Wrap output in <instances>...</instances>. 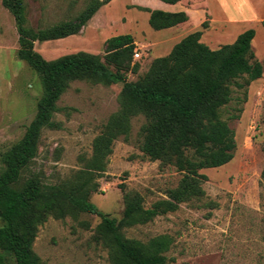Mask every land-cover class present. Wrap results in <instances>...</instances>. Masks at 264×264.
<instances>
[{"label":"rangeland","instance_id":"1","mask_svg":"<svg viewBox=\"0 0 264 264\" xmlns=\"http://www.w3.org/2000/svg\"><path fill=\"white\" fill-rule=\"evenodd\" d=\"M89 1L23 0L27 24L38 29L71 19ZM128 1L159 9L158 0H112L93 15L95 20L114 23L102 27L98 37L118 35V31L135 24V16L139 23L137 31L128 33L137 41H142L140 36H147L149 31L152 37L161 35L157 32L163 31L152 29L147 13L135 4L126 5L137 9L128 13L127 23L122 14L126 12ZM196 9L198 13L192 11L193 23H185L186 29L195 27L202 17V12ZM207 17L192 31L205 28L202 22L207 23ZM256 36L258 40H252V47L257 59L264 64L263 27L257 28ZM176 41L178 38L172 40V45ZM18 46L14 17L0 0V172L4 169L2 155L23 135L36 113L42 92L36 71L18 58ZM34 48L48 60L79 50L104 55V45L103 48L99 42L91 45L83 29L77 35L35 41ZM134 51L140 53L139 57H132L138 70L126 71L128 81L141 77L151 57L155 56L153 53L150 56L143 45H136ZM121 87V83L71 81L56 102L53 119L59 127L42 129L37 155L22 171V180L39 172L45 183L60 184L71 181L78 170L91 171L97 187L90 192L89 200L103 213L117 219L122 216L125 193H139L144 207L167 198L168 191L178 185L183 172L160 160L149 159L140 150L139 132L145 121L142 114L131 118L129 139L119 135L113 140L111 151L104 159V170L86 168L93 155L95 137L120 108ZM221 117L234 129L236 150L226 165L200 170L207 175L200 184L204 194L180 203L176 210L151 221L121 229L126 238L141 241L158 234L171 236L172 244L164 252L166 264H264V185L260 181L264 167V71L246 89L233 87L231 100L221 109ZM99 222L98 215L88 212H80L76 217L70 214L63 218L49 216L38 226L32 244L40 264H113L108 243L98 235Z\"/></svg>","mask_w":264,"mask_h":264},{"label":"trees","instance_id":"2","mask_svg":"<svg viewBox=\"0 0 264 264\" xmlns=\"http://www.w3.org/2000/svg\"><path fill=\"white\" fill-rule=\"evenodd\" d=\"M13 15L18 32L17 56L39 76L42 92L37 110L23 135L2 155L0 172V264H40L32 244L37 229L49 216L63 218L80 212L100 217L99 237L110 247L113 264H166L164 254L172 237L158 234L147 241L126 238L121 229L151 221L174 211L179 204L204 194L201 181L207 175L201 169L228 163L236 150L235 132L221 117V109L231 100L233 87L246 89L262 76L263 65L252 47L255 29L239 33L231 43L210 48L200 40L202 30L188 33L164 56L152 58L147 71L128 81L125 73L136 72L132 62L136 44L130 33L110 36L104 41L103 57L84 50L45 59L34 48L35 41H45L78 34L93 14L110 0H90L74 17L34 29L27 24L23 0H1ZM176 3L179 0H162ZM149 12L153 29L177 25L188 19L185 11L169 12L136 6ZM264 25V21L262 22ZM206 27V21L202 22ZM113 66L115 69H112ZM92 83H121L120 108L104 124L93 141V155L86 168L104 170V159L114 139H129L130 120L142 114L139 148L151 160L173 165L183 172L179 183L167 198L149 207L143 206L139 193L124 194L122 216L111 217L89 200L97 185L92 172L78 170L71 181L48 184L39 172L22 180V171L37 155L41 131L57 128L53 119L56 102L73 80ZM246 91V90H245ZM236 117V116H231ZM264 152V145L262 147ZM264 185V167L260 173Z\"/></svg>","mask_w":264,"mask_h":264},{"label":"crops","instance_id":"3","mask_svg":"<svg viewBox=\"0 0 264 264\" xmlns=\"http://www.w3.org/2000/svg\"><path fill=\"white\" fill-rule=\"evenodd\" d=\"M110 2H112V0H110L106 4H109ZM127 4H135L136 6L140 4L133 2L130 3V1L125 3L126 12L123 13L122 16H125V18H127L128 23V13L137 12V9L135 7L127 8ZM158 4L159 9L164 11H185L188 15V19L172 27L154 29L156 31H163L157 32L162 33L161 35H155L154 37H152L153 35L149 31L147 36L144 34L143 36H140L142 38V41H137L136 37L130 33L133 36L136 45H143V47L147 51H149L150 56L152 53L155 55L151 58L158 57L159 54H162V56L168 54L176 42H178L188 33L193 32L192 30L196 26H201L200 22L206 16H208L207 26L202 29L200 40L207 44L210 48H218L220 45L224 44V42H233L239 33L248 28L255 29V36L252 40L256 42L258 40L256 36L257 28H264V25L262 23L264 21V0H179L176 3H167L162 0H158ZM102 6L100 8H102ZM143 7L157 9L147 5L146 3H143ZM197 7L202 12V17L199 19V22L195 27L192 26L186 29L187 26L185 25V23H193V19L191 17L192 11L195 10V13H198L196 12ZM97 11L94 14H96ZM143 12L147 13L149 19V12L145 10H143ZM94 16H92L87 21V25H84L82 29L85 32L86 36L89 38L91 45L95 46L99 42L100 46L103 48L105 39L112 34L106 35L103 38H99L98 36L100 34V29L107 25L113 26L114 23L112 21L103 22L102 19H100V21L95 20L93 19ZM122 16H120V20ZM134 18L133 20L135 24L132 27L120 30L117 33L123 34L133 32L135 29H137L139 23ZM174 38H178V41H176L172 45L171 42L172 40H174ZM262 65L264 71V64L262 63Z\"/></svg>","mask_w":264,"mask_h":264},{"label":"built area","instance_id":"4","mask_svg":"<svg viewBox=\"0 0 264 264\" xmlns=\"http://www.w3.org/2000/svg\"><path fill=\"white\" fill-rule=\"evenodd\" d=\"M139 55L140 53L138 51H134V54H133L134 57H139Z\"/></svg>","mask_w":264,"mask_h":264},{"label":"bare ground","instance_id":"5","mask_svg":"<svg viewBox=\"0 0 264 264\" xmlns=\"http://www.w3.org/2000/svg\"><path fill=\"white\" fill-rule=\"evenodd\" d=\"M229 162H230V161H229ZM229 162H228V163H229ZM226 164H227V163H226ZM226 164H224V165H226ZM224 165H221V166H218V167H215V168H219V167H222V166H224Z\"/></svg>","mask_w":264,"mask_h":264}]
</instances>
